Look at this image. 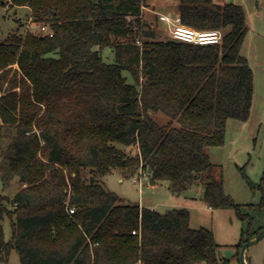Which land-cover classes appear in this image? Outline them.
<instances>
[{
  "label": "trees",
  "instance_id": "16d2710c",
  "mask_svg": "<svg viewBox=\"0 0 264 264\" xmlns=\"http://www.w3.org/2000/svg\"><path fill=\"white\" fill-rule=\"evenodd\" d=\"M3 1L30 8L52 35L0 41V138L14 129L8 167L24 185L11 211L0 196V262L15 247L20 264H220L213 232L191 228L186 208L124 204L100 180L150 169L153 183L167 182L175 194L200 181L208 207L245 218L207 152L224 144L229 119L250 112L242 6L173 0L183 24L221 32L218 44L197 45L156 39L143 21L150 0ZM249 185L264 207V175ZM258 232L242 231L237 251Z\"/></svg>",
  "mask_w": 264,
  "mask_h": 264
},
{
  "label": "rangeland",
  "instance_id": "374dc122",
  "mask_svg": "<svg viewBox=\"0 0 264 264\" xmlns=\"http://www.w3.org/2000/svg\"><path fill=\"white\" fill-rule=\"evenodd\" d=\"M213 4L235 3L241 5L246 17L248 32L241 47L248 66L253 72V97L247 120L229 119L225 128V141L222 146L207 148L216 178L222 177L224 192L240 205L244 219L239 218L233 208L213 209L202 200L204 185L192 180L182 194L170 191L168 183L157 181L155 184L140 182L139 176L126 178L119 170H113L100 182L116 194L124 204H139L160 213L175 208H186L190 213L191 228H206L213 232L217 244L220 264H239V251L236 245L242 231L247 234L264 228V207H260V191L252 190L249 182L262 184L264 175V0H211ZM160 2V10L148 5L143 9V21L147 22L159 40L168 39L166 23L158 19L159 14L173 16L177 2L173 0H150ZM43 24L35 21L30 8L11 6L8 1L0 0V41L13 35L26 33L38 34ZM104 61L113 58V52L104 48L101 51ZM16 67V65H14ZM132 81L131 78H128ZM1 93V92H0ZM159 121L166 118L159 114ZM0 138V196L8 210H13L12 198L24 185L10 172L7 154L15 134L14 129L4 128ZM135 148H125L134 153ZM86 175L88 173L86 172ZM135 179V180H134ZM4 240L12 236L10 220H1ZM248 264H264V237L250 246L245 253ZM0 264H4L0 262ZM8 264H20L15 247L8 252Z\"/></svg>",
  "mask_w": 264,
  "mask_h": 264
},
{
  "label": "built area",
  "instance_id": "2783aa9c",
  "mask_svg": "<svg viewBox=\"0 0 264 264\" xmlns=\"http://www.w3.org/2000/svg\"><path fill=\"white\" fill-rule=\"evenodd\" d=\"M159 20L166 23L169 37L175 41L185 42L197 45H212L218 44L221 41V32L218 30H198L183 24L178 15L169 16L166 14H159ZM42 33H48V28L45 25L40 27ZM49 35H52L48 33ZM140 182L149 181V173L146 170H140L139 174ZM135 180V179H134ZM68 212L71 214L74 212L73 208H69ZM135 233V231H133Z\"/></svg>",
  "mask_w": 264,
  "mask_h": 264
},
{
  "label": "water",
  "instance_id": "95a60500",
  "mask_svg": "<svg viewBox=\"0 0 264 264\" xmlns=\"http://www.w3.org/2000/svg\"><path fill=\"white\" fill-rule=\"evenodd\" d=\"M147 172L150 173V169H148ZM148 182L150 184H154L150 177H149ZM263 237H264V228H262L256 235L250 237L246 242L243 243L239 251V263L240 264H248V262L246 261V257H245L246 250L250 246L258 243Z\"/></svg>",
  "mask_w": 264,
  "mask_h": 264
},
{
  "label": "crops",
  "instance_id": "0c3cea01",
  "mask_svg": "<svg viewBox=\"0 0 264 264\" xmlns=\"http://www.w3.org/2000/svg\"><path fill=\"white\" fill-rule=\"evenodd\" d=\"M149 5L151 6V7H153L154 8V10H160L159 8V6H160V2H149ZM177 15V10H176V12L174 13V15L173 16H176ZM170 16V15H169ZM140 207H143V206H140Z\"/></svg>",
  "mask_w": 264,
  "mask_h": 264
}]
</instances>
